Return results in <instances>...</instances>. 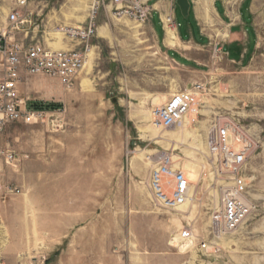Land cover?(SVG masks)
<instances>
[{
    "label": "rangeland",
    "instance_id": "obj_1",
    "mask_svg": "<svg viewBox=\"0 0 264 264\" xmlns=\"http://www.w3.org/2000/svg\"><path fill=\"white\" fill-rule=\"evenodd\" d=\"M14 7V0H0V32L11 41L42 42L52 48L72 43L58 27L86 25L95 7L92 40L100 46L92 47L70 87L44 76H25L20 85L27 102L54 107L47 108L43 124L7 122L0 130V179L8 168L10 184L0 193V264H31L33 257L43 255L45 264H53L59 244H40L47 254L32 253L28 241H8L7 225L23 230L40 207L53 209L55 196L49 195L53 192L46 184L54 181L56 171L109 172L112 203L121 189L141 190L142 205L131 200L134 205L126 210L112 206V213L126 218V226L121 237L112 227L110 251L128 264H264L263 6L254 15L258 40L249 62L237 65L224 55L208 67L167 65L150 25L116 15L119 5L112 0H29L28 28L22 32L11 30L7 21ZM186 19L179 11L180 29ZM195 81L202 84L198 114L170 128L154 126L153 108L166 103L167 93L188 90ZM218 117L238 120L258 147L245 167L254 209L235 231L214 238L209 216L218 206L226 177L209 155L206 139ZM8 150L14 153L13 162L5 159ZM163 151L172 155L191 185L192 199L177 210L157 204L148 185L153 163L147 156ZM40 154L47 156L40 160ZM184 226L192 228L195 238L183 249L188 243L180 238ZM202 238L208 243L199 250Z\"/></svg>",
    "mask_w": 264,
    "mask_h": 264
},
{
    "label": "crops",
    "instance_id": "obj_2",
    "mask_svg": "<svg viewBox=\"0 0 264 264\" xmlns=\"http://www.w3.org/2000/svg\"><path fill=\"white\" fill-rule=\"evenodd\" d=\"M188 1L190 5L183 29L179 28L180 10L175 0L148 1L151 14L146 23L154 33L156 46L167 65L208 67L224 55L230 62L246 65L257 48L254 15L260 6L264 8V0ZM167 18L172 20L171 25L167 24ZM93 46L100 45L92 40ZM65 47H76V44L72 42ZM172 94H166L167 101ZM46 156L38 155L40 160ZM55 158L58 159V154ZM8 173L7 168L5 176L0 179V193H6L10 187ZM53 179L46 184L53 192L49 195L55 196L53 209L47 205L40 207L34 214L35 218L30 219L23 230H16L15 225L9 223L8 241L18 244L28 241L30 252L45 254L46 246L41 247L40 244H59L55 246L53 264H128L121 254L110 251L112 227L113 232L121 237L125 235L121 227L126 226V218L121 212L112 213V206L121 211L134 205L133 202L142 205L141 190L132 187L130 193L127 188L121 192L118 190L112 203L109 172L84 171L64 175L56 171ZM129 195L135 197L130 198ZM64 243L66 247L62 246ZM40 257H33L32 261Z\"/></svg>",
    "mask_w": 264,
    "mask_h": 264
},
{
    "label": "built area",
    "instance_id": "obj_3",
    "mask_svg": "<svg viewBox=\"0 0 264 264\" xmlns=\"http://www.w3.org/2000/svg\"><path fill=\"white\" fill-rule=\"evenodd\" d=\"M148 1L112 0L119 5L116 15H127L138 23H145L150 18ZM28 2L14 0L15 7L7 15L11 30L22 32L28 28L30 16L25 12ZM94 15L95 7H92L86 25L57 28L76 47L52 48L42 42L11 41L6 32H0V130L7 122H46L48 110L29 107L27 98L20 92V85L25 76H44L58 80L62 86H72L92 50V38L96 34ZM166 22L172 24L170 18ZM201 92L200 82H194L188 90L174 92L164 105L153 108L152 124L170 128L186 117L197 115ZM206 146L209 155L218 162L219 172L226 177L218 206L209 216V234L216 238L235 231L254 209L245 167L249 156L257 149L258 141L238 120L218 117L208 129ZM4 156L7 162L14 161L13 151H6ZM147 159L153 163L148 185L157 204L177 210L192 199L190 181L185 172L174 165L171 154L158 152L154 156L148 155ZM180 238L184 241L194 239L192 228L182 227ZM207 241L204 238L198 240L199 250L206 249ZM31 264H45V259L42 257Z\"/></svg>",
    "mask_w": 264,
    "mask_h": 264
},
{
    "label": "water",
    "instance_id": "obj_4",
    "mask_svg": "<svg viewBox=\"0 0 264 264\" xmlns=\"http://www.w3.org/2000/svg\"><path fill=\"white\" fill-rule=\"evenodd\" d=\"M177 6L179 7L180 13L183 17H187L189 10V1L188 0H175Z\"/></svg>",
    "mask_w": 264,
    "mask_h": 264
},
{
    "label": "trees",
    "instance_id": "obj_5",
    "mask_svg": "<svg viewBox=\"0 0 264 264\" xmlns=\"http://www.w3.org/2000/svg\"><path fill=\"white\" fill-rule=\"evenodd\" d=\"M28 106L31 108H44V109L54 107L51 104H47L43 102H31V103L28 102Z\"/></svg>",
    "mask_w": 264,
    "mask_h": 264
},
{
    "label": "bare ground",
    "instance_id": "obj_6",
    "mask_svg": "<svg viewBox=\"0 0 264 264\" xmlns=\"http://www.w3.org/2000/svg\"><path fill=\"white\" fill-rule=\"evenodd\" d=\"M169 32H171V30H170ZM192 175H193V174H192ZM196 179H197V178H196ZM192 180H194V178H193ZM195 181H196V180H195ZM190 191H191V187H190ZM190 241H191V240H188V241H187L188 243L182 245L183 249L189 246Z\"/></svg>",
    "mask_w": 264,
    "mask_h": 264
}]
</instances>
